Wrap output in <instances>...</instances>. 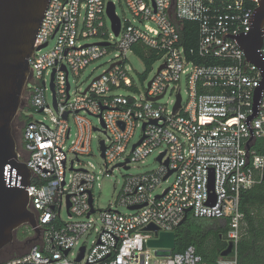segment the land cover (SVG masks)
<instances>
[{
	"label": "built area",
	"instance_id": "1",
	"mask_svg": "<svg viewBox=\"0 0 264 264\" xmlns=\"http://www.w3.org/2000/svg\"><path fill=\"white\" fill-rule=\"evenodd\" d=\"M110 1L118 15L115 0L49 1L35 40V47H42L30 57L24 88L25 106L43 118H28L18 149L31 171L28 208L39 231L25 224L33 241L29 250L0 264H203L193 245L170 256H157L158 248L147 246L155 233L145 227L175 231L189 213L228 222L234 255L222 256L217 264H238L241 194L264 177V153L252 149L253 141L264 137V90L258 112L249 120V140L246 118L253 113L261 69L232 36L217 45L225 33L248 32L259 0H124L133 20L118 15V34L107 13ZM187 21L197 25L192 46L187 45L193 37L183 33ZM91 38L97 41L89 42ZM112 50L117 53L107 70L85 88L73 89L71 76H80ZM259 51L264 56V41ZM129 52L151 69L160 62L144 92L131 74ZM183 76L186 99L175 93ZM170 92L176 98L162 103ZM88 116L97 117L100 126ZM71 118L77 132L68 146ZM94 131L105 135L100 148L106 172L118 166L130 169L154 152L164 153L157 170L125 177L116 203L126 206L127 213L117 206L97 209L94 166L76 165L92 154ZM171 176L173 182L155 193ZM93 232L90 246L81 242ZM82 246L84 256L78 260Z\"/></svg>",
	"mask_w": 264,
	"mask_h": 264
},
{
	"label": "water",
	"instance_id": "2",
	"mask_svg": "<svg viewBox=\"0 0 264 264\" xmlns=\"http://www.w3.org/2000/svg\"><path fill=\"white\" fill-rule=\"evenodd\" d=\"M49 1L0 0V250L13 242L15 231L24 224H30L39 231L34 213L28 208L31 171L26 162L19 158L12 122L23 103V91L30 73V57L36 49L42 47L36 48L35 40ZM107 13L118 34L121 21L112 1L108 3ZM249 24L248 32L223 34V42L217 47L224 45L225 36H232L244 50L247 59L261 69L262 78L254 92L253 113L246 118L252 132L249 139L251 140L253 129L249 125V120L258 112V105L264 90V56L259 51L264 41V0H259L258 7L254 9L249 18ZM180 101L181 96L178 95L176 108L180 106ZM101 144L104 150V142L101 141ZM245 148L248 151L251 145L247 142ZM163 155L164 153L157 157L159 162ZM165 164L168 162L166 161ZM172 173L173 170H170L166 177ZM213 185L212 173L211 188ZM90 201L92 203V197ZM140 207L142 205L133 206L131 209ZM189 211L190 209L187 213ZM187 216L188 214L180 224L187 219ZM144 230L155 233V237L148 239L147 246L158 248L157 256H170L174 252L176 231H159V228L153 224L148 225ZM233 247V243H229L222 256H228L233 251ZM84 251L85 246H82L78 260L83 258ZM65 253L67 254L68 250Z\"/></svg>",
	"mask_w": 264,
	"mask_h": 264
},
{
	"label": "rangeland",
	"instance_id": "3",
	"mask_svg": "<svg viewBox=\"0 0 264 264\" xmlns=\"http://www.w3.org/2000/svg\"><path fill=\"white\" fill-rule=\"evenodd\" d=\"M117 4V12L118 15L123 19L127 20H133L132 14L130 13L129 9L127 8V5L124 0H115ZM97 41L95 38H91L89 42H95ZM117 51L112 50L108 54H106L104 57L94 61L90 66L80 74L78 77L71 76L70 80L72 83L73 89L77 87H83L85 88L87 85L91 83L94 77L104 73L109 65L111 64V60L114 59L116 56ZM130 65L132 67L131 74L134 77L136 86L140 92H144L145 89L148 88L149 82L154 77L160 62H156L153 64L152 69L148 67L147 63L143 61L139 56H137L134 52H129L127 54ZM178 91L181 92L184 99L187 97V84L186 79L183 76L181 79L180 87L176 89L177 93ZM123 94H127L128 92L126 90L120 91ZM175 93L170 92L167 96L161 99L162 103L169 102L176 98ZM137 94V92H136ZM48 99H50L51 95L50 92H47ZM28 94L23 91V98H22V106L14 118L12 122V130L13 135L15 137V140L17 142V148L19 149L22 143V136H23V129L25 126V123L20 118V115L22 113L23 116L33 119L40 120L43 118V116L37 112H35L33 109H31L28 106H25L28 99ZM25 106V107H24ZM171 107V105H170ZM88 118L92 121V123L95 126H100L99 119L95 116H88ZM70 125H71V136L68 140V146L71 144V142L75 139L77 127L73 120V118L70 119ZM139 135V130L136 134V137ZM105 135L103 132L100 131H94L92 136V154L83 156L81 158V162H78L76 165L79 166L80 164L84 163L87 165L93 164L94 170L96 175L99 177L96 180L95 188H94V195H95V207L99 210H104L109 207H113L114 209L117 206V209L123 213H127L130 210L123 205H117L116 200L119 196V193L121 191V188L123 186L125 177L127 175H137V174H143L146 172H151L154 170H157L159 168V160L157 159L158 152H154L151 155H149L144 161H141L139 163L133 164L130 169L125 168L123 166H118L114 168V170L106 172L105 167V160L103 159L101 155V148H100V140L104 139ZM102 171L104 173H102ZM174 180V176H171L168 180V182H165L160 188L156 190L155 193H160L163 189H165L170 183H172ZM62 217L65 220H68V215L66 212V209H63ZM216 222H219V220H215ZM225 221H221L220 224L225 225ZM100 223H97L96 227H100ZM16 234V233H15ZM96 238V232H93L88 237H82L81 242H86L88 246L91 245L92 241ZM33 241L30 240V238L25 239H18L17 236H14L13 242H11L9 245H7L4 250L0 253V261H4L6 259H9L15 255L22 254L29 250L30 246L32 245ZM80 245L75 248V251H78Z\"/></svg>",
	"mask_w": 264,
	"mask_h": 264
},
{
	"label": "trees",
	"instance_id": "4",
	"mask_svg": "<svg viewBox=\"0 0 264 264\" xmlns=\"http://www.w3.org/2000/svg\"><path fill=\"white\" fill-rule=\"evenodd\" d=\"M184 37H193L187 46L195 45L197 41V25L185 22ZM196 37V38H195ZM148 67L149 62H147ZM25 123L28 118L22 115ZM252 149L264 153V137L257 138L252 143ZM240 209L244 214L241 224V237L238 241V264H264V179L242 192ZM216 219H198L191 213L176 229L175 253L183 252L193 245L202 256L203 264H217L222 253L228 248V222L225 225ZM18 239H29V230L24 224L15 231ZM4 250L1 249L0 253ZM232 251L228 256H233Z\"/></svg>",
	"mask_w": 264,
	"mask_h": 264
},
{
	"label": "flooded vegetation",
	"instance_id": "5",
	"mask_svg": "<svg viewBox=\"0 0 264 264\" xmlns=\"http://www.w3.org/2000/svg\"><path fill=\"white\" fill-rule=\"evenodd\" d=\"M20 118H21V119H22V121L25 123L24 119L22 118V113H21V115H20Z\"/></svg>",
	"mask_w": 264,
	"mask_h": 264
},
{
	"label": "crops",
	"instance_id": "6",
	"mask_svg": "<svg viewBox=\"0 0 264 264\" xmlns=\"http://www.w3.org/2000/svg\"><path fill=\"white\" fill-rule=\"evenodd\" d=\"M220 222L223 221V220H219Z\"/></svg>",
	"mask_w": 264,
	"mask_h": 264
}]
</instances>
